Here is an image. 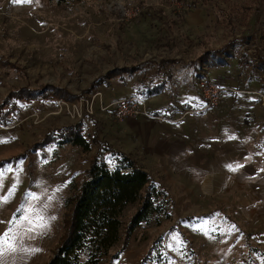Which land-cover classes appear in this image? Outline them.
Returning <instances> with one entry per match:
<instances>
[{
  "label": "rangeland",
  "instance_id": "374dc122",
  "mask_svg": "<svg viewBox=\"0 0 264 264\" xmlns=\"http://www.w3.org/2000/svg\"><path fill=\"white\" fill-rule=\"evenodd\" d=\"M226 46L225 64L199 61L207 49ZM131 67L140 70L92 87L100 76ZM205 73L228 90L214 113H186L200 100L196 78ZM160 83H165L163 94L147 108L153 105L170 116L186 113L171 124L175 130L169 136L190 140L178 159L150 163L152 174L158 172L150 175L168 190L172 203L167 213H154L131 234L124 228L99 264H264V221L246 216L225 193L212 196L200 190L212 168H225L230 149L242 153L238 130L247 133V152H254L248 162L255 164L245 173L255 174L244 185L264 181V0H0V103L22 86L52 85L74 96L21 102L11 123L0 125V196L16 185L8 201L0 203V236L12 229L17 249L4 254L5 264H47L65 232L69 197L86 178L94 155H108L93 142L87 152L70 144L42 145L46 136L83 121L88 139L96 137L141 162L143 154L133 152V139L126 133L127 124L137 119H118L115 109L117 101L133 95L147 103L148 91ZM96 92L101 93L94 113L71 115L81 97L92 98ZM100 100L107 109L96 108ZM59 101L69 105L60 109ZM183 171L186 175L179 174ZM29 193L39 199L28 200L26 207L43 209L48 225L43 234L9 223L20 217L18 209ZM137 210V202L126 207L125 225Z\"/></svg>",
  "mask_w": 264,
  "mask_h": 264
},
{
  "label": "trees",
  "instance_id": "16d2710c",
  "mask_svg": "<svg viewBox=\"0 0 264 264\" xmlns=\"http://www.w3.org/2000/svg\"><path fill=\"white\" fill-rule=\"evenodd\" d=\"M56 1L69 3L75 0ZM228 47L207 49L199 57V61L209 62L211 65L225 64L222 55ZM210 53L212 60L208 58ZM139 70L140 67H131L122 69L121 73L111 72L97 78L92 87L108 84L119 74L135 73ZM164 90L165 83H160L148 93L152 96L161 94ZM64 98L71 100L74 96L64 88L52 85L39 88L22 86L13 89L0 103V125L7 126L11 123L12 116L20 110L21 102H45ZM49 135L42 145L70 144L87 152L92 149L93 142L101 144L102 150L108 155L104 157L100 151L94 155L87 169L86 178L69 197L71 208L65 221V232L47 264H99L120 241L124 228L127 234H131L136 226L143 221H149L154 213L168 212L172 203L168 190L160 187L145 167L131 154L111 144L102 143L96 137L92 136L88 139L83 121L58 128L57 133L52 132ZM136 202L138 210L125 225L123 212L130 203ZM116 258H119V255H116Z\"/></svg>",
  "mask_w": 264,
  "mask_h": 264
},
{
  "label": "crops",
  "instance_id": "0c3cea01",
  "mask_svg": "<svg viewBox=\"0 0 264 264\" xmlns=\"http://www.w3.org/2000/svg\"><path fill=\"white\" fill-rule=\"evenodd\" d=\"M206 74L208 75V73ZM203 75L204 74L198 75L197 78L202 77ZM161 94L149 96L147 100V105L150 103L151 99L159 97ZM200 95L201 97L200 100H197V104L191 103L192 107L189 108L186 113L196 111L204 106V99L201 94V91ZM199 102H202L203 106H198ZM96 108L99 109V107ZM148 110L151 113L155 112V114H152L157 117L142 116L137 120L131 121L127 124L126 133H128L131 139H133V152L136 153L140 151L143 154L142 161L139 163L144 166L150 174H152V169L150 166L151 164H153V161L154 163H160L161 165L164 159L167 160L171 157L178 159L179 155L185 152L186 146L187 144H189L190 140L181 138L180 136H176L175 138H171L169 136L175 130V127L171 124L182 121L181 119L186 113L181 116H179V114L170 116L168 114V111L164 112L166 110L155 109L153 105L151 107L148 106ZM156 113H158V115H156ZM201 115L203 116L205 115V113H202ZM208 124L209 123H202L201 126L205 127L204 125L207 126ZM243 126L245 128L247 127L246 125ZM234 133L235 132H227L228 135H232ZM235 136V138H237L236 142L241 146L240 148L242 153L239 155H235L236 152H233L230 149L228 152L231 151L232 157L229 158L225 168L220 170H215L214 168H212V170L206 174V177L200 183V190L205 195L213 196L220 193H225L226 195H229V198L232 200L230 204H234L235 201V203H237V205L242 208V211L245 213L246 216H257L256 219L259 220V222H262L264 221V181L259 180L258 182H254L248 185L247 187L244 185L243 181L245 180V178L249 177L250 174H255L252 170L248 171L247 174L245 173L247 172V166H249L250 164H255L252 161L250 163L248 162L250 157V159L253 158L252 155H254V152L249 149V152H247V133L238 130ZM191 141H195V143H193V146H196L198 144L197 140L195 139ZM202 145L205 146L206 144L202 143ZM188 164V167L191 168V163ZM229 165H231L232 168L235 170H231L228 167ZM252 168L254 169V167ZM186 173L187 172L185 171L179 172V174L182 175H186ZM155 174H158V172ZM155 174L153 173L152 175L155 176ZM240 190L245 191L242 192L243 194L239 196L235 195L236 197H232L233 193H237ZM253 199L256 201V203H252Z\"/></svg>",
  "mask_w": 264,
  "mask_h": 264
},
{
  "label": "built area",
  "instance_id": "2783aa9c",
  "mask_svg": "<svg viewBox=\"0 0 264 264\" xmlns=\"http://www.w3.org/2000/svg\"><path fill=\"white\" fill-rule=\"evenodd\" d=\"M198 88L201 91V94L204 99V106L197 111L200 113L205 114H212L214 113L217 106L220 104L221 97L228 90V88L224 85V83L220 81H216L210 79L207 74L205 73L202 77H198ZM101 92H96L94 97H81L77 106L73 105L75 110V115L71 114L72 116L83 117L84 113L92 114L94 113V106H95V98ZM105 103L103 100L98 102L99 109L105 110L108 107L104 105ZM58 105L60 109L66 108L69 103L65 101H59ZM81 108V110H80ZM81 111L80 113L76 114L77 112ZM115 115L118 119H138L142 116L146 117H157L154 116L147 108L146 101L138 95H133L130 97L122 98L117 101V107L115 109Z\"/></svg>",
  "mask_w": 264,
  "mask_h": 264
},
{
  "label": "snow or ice",
  "instance_id": "6c2138e0",
  "mask_svg": "<svg viewBox=\"0 0 264 264\" xmlns=\"http://www.w3.org/2000/svg\"><path fill=\"white\" fill-rule=\"evenodd\" d=\"M15 3H26L31 2V0H14ZM231 138V137H230ZM231 170H235L232 168L231 165L228 166ZM4 172L0 171V187H2V180H3ZM16 185L13 184L6 195L0 196V203H6L8 199L14 194ZM39 199L35 193H29L25 197V203H22L18 212L21 213L20 217L14 218L13 221L9 223L13 225H19L25 227L27 233H39L43 234V231L47 228L46 218L43 216L42 212L43 209L37 208L34 205L31 207H26V202L28 200H37ZM202 231L204 229H201ZM207 234V232H205ZM15 239L14 234L12 233V229L5 232L0 236V264H5L3 260V256L5 253L15 252L17 249L15 244L12 243ZM21 251L24 252H37L40 251L39 249H27L22 248Z\"/></svg>",
  "mask_w": 264,
  "mask_h": 264
}]
</instances>
